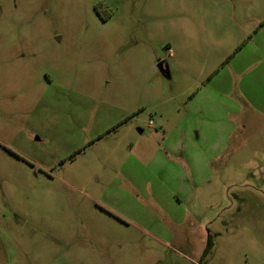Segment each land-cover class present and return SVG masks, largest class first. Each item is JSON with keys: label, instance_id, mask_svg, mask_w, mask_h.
<instances>
[{"label": "rangeland", "instance_id": "374dc122", "mask_svg": "<svg viewBox=\"0 0 264 264\" xmlns=\"http://www.w3.org/2000/svg\"><path fill=\"white\" fill-rule=\"evenodd\" d=\"M0 264H264V0H0Z\"/></svg>", "mask_w": 264, "mask_h": 264}, {"label": "crops", "instance_id": "0c3cea01", "mask_svg": "<svg viewBox=\"0 0 264 264\" xmlns=\"http://www.w3.org/2000/svg\"><path fill=\"white\" fill-rule=\"evenodd\" d=\"M166 149L169 151H166L164 154L158 153L157 154L158 156L157 155H154V156L150 155V151H148V149H146V148H143L142 150L140 149V150H138V152L136 154L137 159L141 162H144V163L149 162L150 163L149 165H151L152 161L157 162L159 160V162H161V163L165 162L163 165H161L159 163V167L155 170H152V173L154 175H156V177H160L162 179V181H166V177H169L171 174H173V171H174V176L176 177L177 181L181 185V186L180 185H177V186L183 187L182 185H186V179H184V175L186 174L185 169H184V173H183L182 167L178 163L175 164V163L170 162L169 161V155H171V156H173L179 160H183L184 164L186 166L187 165L190 166L191 173H194L197 171L196 170V164L198 163L197 158H195L193 155H191L190 157L187 155L186 144L184 142V138L178 139L177 143L170 142ZM166 164H167V166L169 165L168 167H170V168H166L167 167V166L165 167ZM171 168L173 171H171ZM132 187L135 189H139L140 187H153V185H151V182L146 183L144 186L141 184L133 183ZM184 187H186V186H184Z\"/></svg>", "mask_w": 264, "mask_h": 264}, {"label": "trees", "instance_id": "16d2710c", "mask_svg": "<svg viewBox=\"0 0 264 264\" xmlns=\"http://www.w3.org/2000/svg\"><path fill=\"white\" fill-rule=\"evenodd\" d=\"M211 245H212L211 239H210V237H208V242H207V247H206L205 252H207L211 248Z\"/></svg>", "mask_w": 264, "mask_h": 264}, {"label": "water", "instance_id": "95a60500", "mask_svg": "<svg viewBox=\"0 0 264 264\" xmlns=\"http://www.w3.org/2000/svg\"><path fill=\"white\" fill-rule=\"evenodd\" d=\"M160 67H161V65H160Z\"/></svg>", "mask_w": 264, "mask_h": 264}]
</instances>
